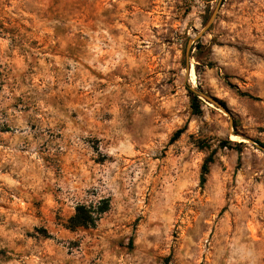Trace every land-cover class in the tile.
Wrapping results in <instances>:
<instances>
[{"label":"rangeland","instance_id":"374dc122","mask_svg":"<svg viewBox=\"0 0 264 264\" xmlns=\"http://www.w3.org/2000/svg\"><path fill=\"white\" fill-rule=\"evenodd\" d=\"M218 2L0 0V264H264V0L190 42Z\"/></svg>","mask_w":264,"mask_h":264},{"label":"trees","instance_id":"16d2710c","mask_svg":"<svg viewBox=\"0 0 264 264\" xmlns=\"http://www.w3.org/2000/svg\"><path fill=\"white\" fill-rule=\"evenodd\" d=\"M194 95V99H193V109L195 112L199 111V96L196 95L195 93H193ZM224 106L225 103L221 100H219ZM184 132V128H181L179 130H177L175 132V134L172 136L171 140L175 141L176 139H178L181 134ZM259 144L261 146H264L263 143L259 142ZM242 145V142H237V141H232V140H228L225 142L224 146H227L229 148H235V149H240ZM215 157H214V153L212 152L204 161L203 165H202V177H201V183L204 184L206 182V175L209 172V168L210 165L214 162ZM104 200L103 202H101V204L98 206L97 209L92 210V208H86V206H78L77 207V212H76V216L74 217V220L76 221V225L77 226H89V225H94V223L97 221L98 216L100 214H103L104 212H106L109 207L108 204L105 205L104 204Z\"/></svg>","mask_w":264,"mask_h":264},{"label":"water","instance_id":"95a60500","mask_svg":"<svg viewBox=\"0 0 264 264\" xmlns=\"http://www.w3.org/2000/svg\"><path fill=\"white\" fill-rule=\"evenodd\" d=\"M224 0H219V2L216 5L215 10L213 11L211 17L209 18L205 28L203 29L202 32H200V34H198V36H196L194 39H192L190 42H194L195 40L201 38L203 36V33L206 32L213 24L214 20L216 19L222 5H223ZM190 42H189V46L187 49V57H188V62H187V67H186V80L189 81L190 80V74H191V62H190ZM191 90L198 95L199 97H202L204 99H206L207 101L215 104L216 106H218L219 108H221L222 110H224L226 113L229 114L226 106H224L216 97L210 96L208 94H205L203 92H200L198 90H195L193 87H191ZM236 135V134H234ZM252 141V140H250ZM260 149L264 151V146H260Z\"/></svg>","mask_w":264,"mask_h":264},{"label":"bare ground","instance_id":"6f19581e","mask_svg":"<svg viewBox=\"0 0 264 264\" xmlns=\"http://www.w3.org/2000/svg\"><path fill=\"white\" fill-rule=\"evenodd\" d=\"M197 73L195 72L193 64H191V74H190V83L195 84L197 80ZM231 138L233 140H237L239 137L237 135H232Z\"/></svg>","mask_w":264,"mask_h":264}]
</instances>
